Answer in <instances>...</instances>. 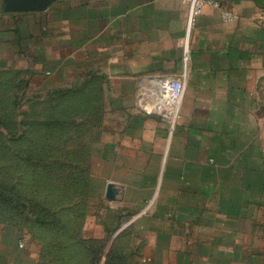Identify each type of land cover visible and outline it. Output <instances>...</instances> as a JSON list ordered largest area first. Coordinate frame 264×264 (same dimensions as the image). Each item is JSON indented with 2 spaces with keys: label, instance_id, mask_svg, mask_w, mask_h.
Wrapping results in <instances>:
<instances>
[{
  "label": "crops",
  "instance_id": "0c3cea01",
  "mask_svg": "<svg viewBox=\"0 0 264 264\" xmlns=\"http://www.w3.org/2000/svg\"><path fill=\"white\" fill-rule=\"evenodd\" d=\"M213 1L184 47L179 0H0V121L97 78L112 161L96 190L163 264H238L264 223V0ZM160 78L184 83L172 126L153 112Z\"/></svg>",
  "mask_w": 264,
  "mask_h": 264
},
{
  "label": "rangeland",
  "instance_id": "374dc122",
  "mask_svg": "<svg viewBox=\"0 0 264 264\" xmlns=\"http://www.w3.org/2000/svg\"><path fill=\"white\" fill-rule=\"evenodd\" d=\"M90 79L34 99L16 123L12 111L2 113L0 264H163L141 253L132 225L121 229L123 210L96 190L94 173L112 160L100 113L89 109L103 97ZM258 227L238 264H264V223Z\"/></svg>",
  "mask_w": 264,
  "mask_h": 264
},
{
  "label": "built area",
  "instance_id": "2783aa9c",
  "mask_svg": "<svg viewBox=\"0 0 264 264\" xmlns=\"http://www.w3.org/2000/svg\"><path fill=\"white\" fill-rule=\"evenodd\" d=\"M186 10V27L184 47L188 41L189 35L195 24L198 14L203 6L211 4L214 7H219L213 0H179ZM221 17L225 22L234 21V16L230 12L221 10ZM158 96L153 105V112L162 117L172 126V123L177 118L179 106L184 91V83L180 79L160 78L157 81Z\"/></svg>",
  "mask_w": 264,
  "mask_h": 264
},
{
  "label": "water",
  "instance_id": "95a60500",
  "mask_svg": "<svg viewBox=\"0 0 264 264\" xmlns=\"http://www.w3.org/2000/svg\"><path fill=\"white\" fill-rule=\"evenodd\" d=\"M48 1L49 0H7V9L17 12L30 11L46 4Z\"/></svg>",
  "mask_w": 264,
  "mask_h": 264
}]
</instances>
